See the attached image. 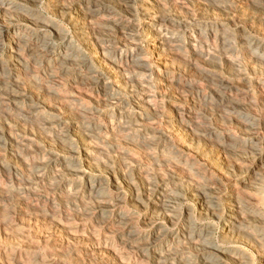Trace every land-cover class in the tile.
I'll use <instances>...</instances> for the list:
<instances>
[{
    "label": "bare ground",
    "instance_id": "6f19581e",
    "mask_svg": "<svg viewBox=\"0 0 264 264\" xmlns=\"http://www.w3.org/2000/svg\"><path fill=\"white\" fill-rule=\"evenodd\" d=\"M0 264H264V0H0Z\"/></svg>",
    "mask_w": 264,
    "mask_h": 264
},
{
    "label": "rangeland",
    "instance_id": "374dc122",
    "mask_svg": "<svg viewBox=\"0 0 264 264\" xmlns=\"http://www.w3.org/2000/svg\"><path fill=\"white\" fill-rule=\"evenodd\" d=\"M46 12H44V14H45Z\"/></svg>",
    "mask_w": 264,
    "mask_h": 264
}]
</instances>
